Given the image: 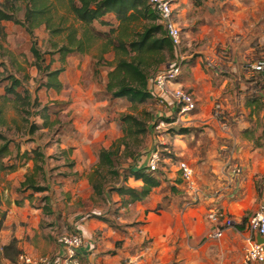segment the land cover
<instances>
[{
	"label": "crops",
	"instance_id": "obj_1",
	"mask_svg": "<svg viewBox=\"0 0 264 264\" xmlns=\"http://www.w3.org/2000/svg\"><path fill=\"white\" fill-rule=\"evenodd\" d=\"M228 1L205 0L201 6H194L191 0H177L173 4V17L176 16L178 24L192 23L200 10L203 13L206 9L209 12L220 10ZM203 53L196 56L189 68L184 64L182 73L173 83L194 94L196 110L181 115L176 122L166 121V125L186 122L181 126L200 128V133L194 139L192 134H162L163 129L156 134L152 128L147 148L131 167L146 165L152 138H156L158 143L172 146L179 159L165 160L163 177L167 182L181 179L178 163L186 161L193 167L199 187L212 190L206 192L210 198H200L193 206L184 205L179 198L163 203L168 192L157 188L144 203L122 205L121 198L111 194L107 204L101 205L92 202L89 182L90 172L97 162L85 174L80 163L75 162L72 169L63 173L64 181L77 183L73 190L67 183L56 185L54 181L59 182L60 175L49 179L47 172L45 183L49 191L33 193L27 198L30 191L21 193L18 188L32 171L33 160H17L15 170L1 172L4 179L0 180V245L4 248L12 239L15 248L4 250L0 264H15L22 251L48 257L51 264H63L66 252L56 238L71 229L80 232L85 239L78 250L81 264H245V247L256 238V232L249 229V220L256 211H264V149L254 148L252 140L241 132L255 128L264 120V71L255 73L250 68L254 60L264 55V49L251 48L250 53L240 54L229 47L224 51ZM190 57L192 54L185 56ZM214 103L222 107L221 120L211 115ZM157 111L156 104L154 114ZM235 161L243 165L241 189L236 196H230L228 168ZM224 180H228V185L222 183ZM38 182L43 184L44 180L38 178ZM127 184L139 187L142 182L129 179ZM83 186L88 187L86 200L78 192ZM43 195H49L52 214L46 215L41 207L34 206L37 197ZM158 205L162 208L153 211ZM216 205L233 219V226L218 227L209 221L207 213ZM109 208L117 209V215L111 217L118 228L89 215L109 216ZM218 228L222 229L220 238L208 237Z\"/></svg>",
	"mask_w": 264,
	"mask_h": 264
},
{
	"label": "trees",
	"instance_id": "obj_2",
	"mask_svg": "<svg viewBox=\"0 0 264 264\" xmlns=\"http://www.w3.org/2000/svg\"><path fill=\"white\" fill-rule=\"evenodd\" d=\"M54 1L59 3L64 1L66 3L68 12L73 15L75 22L79 23L77 27L74 24L69 27L51 23L50 13L55 9ZM204 1L191 0L194 6H201ZM17 14L18 10L12 3L7 6H0V22H12L23 27L28 33L32 34L33 29H37L42 25L53 35L54 33L60 34L68 30L64 44L58 48L61 63L70 55L86 53L98 39H105L104 36L107 33L96 28L95 23L112 26L111 22H114L115 24L110 27L112 29L109 32L117 30V39L109 41L106 39V44L112 46L117 54V59L109 67L104 81L105 94L111 99L124 98L132 105L145 104L151 100L155 101L149 91L152 74L158 72L162 65L166 66L174 60V46L166 34L164 24L148 0H27L24 5L23 20ZM109 16H112V19L106 21L104 18ZM138 23L141 24L140 31L132 30V27L134 28ZM51 45L57 47L55 42H52ZM30 51L34 58V65L44 76L43 81L38 84L37 90L44 88L46 90L59 91L62 88V83L59 79L63 70L62 67L51 69L50 65H44V58L37 47V42H33ZM196 58V56H192L186 59L185 67L189 68L192 66ZM7 80H9V83H6ZM3 83L4 92L2 99L13 102L14 109L22 117V121L27 123L25 116L30 115L38 116L42 119L41 123L35 122L28 126L27 132L29 135L39 130H49V128L57 124V121H54L48 113V105L42 106L37 97H32L27 90L24 93L21 92V79L13 75H7L6 77L0 75V88ZM2 114L3 110L0 107V170H15L18 165L17 160L22 162L34 160V168L37 172H42L44 167L38 165L37 162L40 159L42 160L44 152L39 150V146L20 152V144L17 143L13 146L16 154L10 159L15 161L4 163L3 159L12 155L11 143L13 139L7 134L6 130H10V126L5 124ZM147 117V120L144 121L132 114L121 115L120 120L125 136L121 137L117 144H113L108 148H101L98 151V161L89 175V182L93 191L92 200L95 203L107 204V198L111 194L119 196L122 205L144 203L155 189L160 188L162 191L168 192L162 199L163 203L170 201L172 198H179L184 205L193 206L196 204L189 198L182 179H177L175 182L170 183L163 177V167L167 165L165 160L169 159L172 162L179 160L172 146L158 143L161 162L154 171H149L145 166L131 167L130 165L120 168L121 163L117 164L119 156L124 158V162L129 158L134 162L138 155L142 154L147 148L150 132L155 126L153 123L154 111L149 112ZM163 119L167 122L174 121V118ZM258 127L260 128L259 132L256 131ZM192 128L195 127H171L170 133L172 135L185 136L192 134L193 137L195 136L194 139H196L200 133V128H195L194 130ZM255 128L243 129L241 134L252 140L254 148L264 149V120L259 125H256ZM133 137L139 142L135 148H132L130 143ZM144 138L146 139L145 142ZM143 142L144 144L141 147ZM240 165L243 168L242 163ZM104 170L105 172L102 173ZM42 174L43 184L38 182V178L34 180L30 175H26L24 181L20 183L18 192L25 193L30 191L27 198H31L33 193L48 192L49 188L45 183L47 180L46 173L42 172ZM108 178L112 180H108ZM129 179L139 180L142 185L139 187L130 186L127 184ZM195 179L197 181L196 174ZM238 179L235 183H231L228 186L230 189L228 194L230 196H236L241 189L242 175ZM222 183L228 185V180H224ZM203 191L207 192L210 190ZM17 202L19 203V200ZM34 206L41 207L42 212L46 215L53 213L49 204V195L37 197ZM160 208L162 206L158 205L153 211L157 212ZM211 208L221 210L217 205ZM109 212L111 213L109 216L107 214L96 215L91 213L89 215L106 222L112 228H118L119 225L113 218L114 215H117V209L109 208ZM112 215L113 217H111ZM75 231V229H71L68 232ZM60 235L56 238L58 242ZM9 248H15V241L12 239L4 246V250L6 251Z\"/></svg>",
	"mask_w": 264,
	"mask_h": 264
},
{
	"label": "rangeland",
	"instance_id": "obj_3",
	"mask_svg": "<svg viewBox=\"0 0 264 264\" xmlns=\"http://www.w3.org/2000/svg\"><path fill=\"white\" fill-rule=\"evenodd\" d=\"M26 2L27 0H0V6L12 3L18 10L17 15L23 20ZM54 3L55 9L50 13L52 24L69 27L73 24L75 27L79 25L75 22L73 15L68 12L64 1L62 3L54 1ZM203 11L205 13L200 10L198 14L194 15L192 23L177 24L182 32L181 52L185 56L192 54L193 57H199V53L204 55L203 51L207 54L209 50L224 51V48L229 49V47L234 48L240 54L250 53L251 48L264 49V0H229L220 10L213 9L209 12L206 9ZM111 17L104 19L108 21L112 19ZM174 20L176 21V16ZM113 24L115 23L111 22L112 26H104L95 23L96 28L107 33L104 36L105 39H98L86 53L70 55L61 63L58 48L64 44L68 30L53 35L42 25L33 29L31 34L12 22H0V75L3 77L13 75L21 79V92L24 93L27 90L32 97H37L42 106L48 105L49 115L54 121H57V124L49 130H39L29 135L28 126L35 122L41 123L42 119L30 115L25 116L27 123L22 121V117L14 109L13 102L2 99L4 83L1 84L2 117L5 124L10 126V130H6L5 126L7 134L13 139L11 143L12 155L4 158V163L15 161L10 159L16 154L13 146L17 143L20 144L23 151L39 146V150L44 152L42 160L37 162L38 165L44 167L45 171L42 170V172H48L49 179L55 174H59V182L54 181V183L56 185L67 183V186L73 190L77 183L69 180L64 181L61 176L63 173H67L70 168L72 169L70 165L74 162L75 164L80 163L83 174H85L97 162L100 148H108L117 144L119 139L125 136L120 120L121 115L132 114L141 120H147V114L154 111L156 107L155 101L132 105L124 98L111 99L105 94L104 81L107 71L117 59V54L112 46L106 44V39L108 41L117 39V30L109 32ZM140 25L138 23L134 28L132 27V30L140 31ZM34 41L37 42V47L43 55L44 65H50L51 69L62 67L63 70L59 76L62 88L59 91L44 88L37 90L38 84L43 81L44 76L34 65V58L30 51ZM52 42H55L57 47L51 45ZM156 73L154 72L152 76ZM6 83H9V80ZM183 123L186 122L164 126L161 128L163 129L162 134L174 136L170 133V128L180 127ZM160 130L155 129L156 134H159ZM137 141L135 137L131 138L132 148L137 146L139 143ZM123 160L122 156L118 157L117 164L121 163L120 168L128 167L133 163L130 158L126 162ZM29 164L31 166L32 163ZM34 164L33 160V166L30 169L32 171L26 175L40 179L43 174L41 171L37 172ZM232 168L233 166L229 167L228 171L231 172ZM225 169L227 168L225 167ZM2 171L4 170H0V180L4 179V176L1 175ZM104 172L105 170L102 173ZM78 192L82 195L83 200L87 199L88 187L83 186ZM61 195H63L62 192Z\"/></svg>",
	"mask_w": 264,
	"mask_h": 264
},
{
	"label": "built area",
	"instance_id": "obj_4",
	"mask_svg": "<svg viewBox=\"0 0 264 264\" xmlns=\"http://www.w3.org/2000/svg\"><path fill=\"white\" fill-rule=\"evenodd\" d=\"M152 5L155 13L159 16L164 24L166 34L174 46V60L172 63L162 67L150 79L149 91L158 105V111L155 112L153 123L156 130L166 126V120L163 118H174V122L179 120L183 114L190 113L197 108V102L194 94L188 92L182 87H175L173 83L177 80L182 72L185 61V55L181 52L183 43L182 32L173 18V4L177 0H148ZM250 68L255 73L264 71V57L254 60ZM211 115L217 120H221L223 112L219 103H214ZM156 138H152L151 146L148 151V157L145 167L149 171L156 170L161 162L159 145ZM229 185L235 183L242 174V166L238 161L230 163ZM181 179L191 201L197 202L200 198H210L198 185L195 179L193 168L186 162L178 163ZM207 217L210 222L218 227L233 226V219L225 212L212 208L208 211ZM249 229L258 232L264 239V211L258 210L249 220ZM222 229L218 228L214 233L208 234L210 238H220ZM59 244L65 249L63 264H81L78 256V250L85 244L83 235L78 232H67L59 236ZM4 254V248L0 245V259ZM245 264L264 262V242L258 243L256 238L251 239L244 250ZM52 260L43 256H32L26 252H20L15 264H51Z\"/></svg>",
	"mask_w": 264,
	"mask_h": 264
},
{
	"label": "water",
	"instance_id": "obj_5",
	"mask_svg": "<svg viewBox=\"0 0 264 264\" xmlns=\"http://www.w3.org/2000/svg\"><path fill=\"white\" fill-rule=\"evenodd\" d=\"M256 241L258 243H263L264 242L263 237L258 232L256 233Z\"/></svg>",
	"mask_w": 264,
	"mask_h": 264
}]
</instances>
